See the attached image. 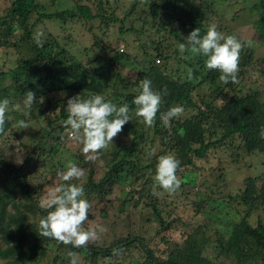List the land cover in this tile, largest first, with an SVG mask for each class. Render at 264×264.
Here are the masks:
<instances>
[{"label":"trees","instance_id":"1","mask_svg":"<svg viewBox=\"0 0 264 264\" xmlns=\"http://www.w3.org/2000/svg\"><path fill=\"white\" fill-rule=\"evenodd\" d=\"M46 2L11 0L6 7H0V48H10L15 53L14 61L10 64H6L4 59L0 61V101L4 98L10 101L0 141L7 136H16L27 151L23 161L17 164L6 158L0 150V264H33L51 250L64 252L62 257L66 264H70L69 252L80 253L89 259L90 264H98L99 258L111 256L115 251L117 253L137 241L144 252V259L136 264H215L204 252L205 245L211 242L218 247L217 258H229L234 264H264V223L259 221L253 226L246 218L236 223L235 220L229 221L226 226L230 227L229 236L226 238L216 235L212 237L211 233L200 238L193 232L189 233L182 245L169 242L171 247L163 256L156 255L138 237H127L103 247L87 244L82 248H74L39 235V219L46 215V210L39 206V202L42 190L47 180H50L42 182L40 177L36 179L30 172V166L50 163L56 168L64 169L66 163L59 155L63 147L72 150L71 161L85 170V176L81 180L70 183L83 186L84 196H100V201L111 192L115 184H120L123 190L122 204L125 201H135V194L137 200L141 199L148 189L149 194L154 196L156 193L152 190V185L163 192L154 180L159 155L173 153L180 161L176 175L182 181V191L195 182L188 168L194 165L196 159L205 157L212 147L223 144L226 140H238L247 153H264V139L259 135L264 126V100H261L259 90L242 92L239 82L246 76L244 66L251 61L252 50L240 52L238 83L224 84L219 80L220 72L207 69L206 57L199 54L190 53L192 55L187 59L180 57V62L186 63L190 69L181 73L177 69L175 75L167 65L171 53L158 40L155 41L152 52L143 50L146 61L140 63V67L135 70L136 78L122 82L120 87L115 83L112 91L105 97V81L110 75L118 79L122 69L134 58L124 52L122 46L112 45L110 40L103 42L94 33L93 45L101 46L109 57L105 59L97 54L91 60L95 64L90 61L82 62L51 33V39L43 37L38 45L34 39L35 26L41 19L65 24L80 17L91 19L102 16L105 20L104 27L120 21L121 29L124 19H118L114 13L108 17L92 13L88 6L80 4L59 9L56 0H50L55 3V9L50 10ZM213 2L133 0L132 7L142 3L147 12L146 18L157 28L169 19L177 22L181 30L173 27L170 31L179 38V33L188 35L197 27L200 28L201 35L205 34L208 21L214 13L206 7ZM249 2L251 5L248 10L256 14L252 21L253 28L258 38L264 41V0ZM128 28L140 31L132 23ZM177 50L175 49L176 52ZM100 69H104V73ZM6 77L7 82L3 81ZM145 77L152 81L154 90L167 89V95L162 96L154 124L147 127L144 123L136 122L134 114L129 113L131 119L123 127V132L129 134L130 138L126 141H113L111 153L103 157L104 170L98 174L95 165L86 161L81 151L82 145L68 139L70 128H66L63 123L68 116L65 111L67 99L79 94L81 98L99 94L117 106L127 103L131 111L135 109L132 101L137 93L134 90L138 88L140 79ZM203 84H207L211 90L209 93L198 94L197 88ZM28 91L36 95L30 108L24 105ZM41 98L43 102H40ZM17 104L20 109L14 110L13 105ZM177 105L192 111L188 115L173 118L170 126L165 127L160 118L161 113ZM21 119L35 126L19 129L16 123ZM23 136L26 137L25 141ZM70 144H74V149L68 147ZM100 153L101 151L99 155ZM240 195L244 202L250 201L254 207L264 205V179L259 186L255 179H250ZM218 202L220 211H227L226 201L220 199ZM157 204L153 200L149 206L160 219L161 228L165 229L168 223L162 219ZM101 213L106 214L105 211ZM216 218L222 219L220 214ZM224 231L222 228L219 233L222 235ZM57 257L59 255H55L54 260Z\"/></svg>","mask_w":264,"mask_h":264},{"label":"rangeland","instance_id":"2","mask_svg":"<svg viewBox=\"0 0 264 264\" xmlns=\"http://www.w3.org/2000/svg\"><path fill=\"white\" fill-rule=\"evenodd\" d=\"M10 1L0 0V7H6ZM46 1L50 10L55 9V3L50 2V0ZM132 1L102 0L99 3V0H56L57 8L59 9L80 4L88 6L92 13L106 15L107 17L109 14L114 13L118 19H124L121 27L122 31L120 29V21L104 27L103 21L105 20L100 16L91 19L80 17L69 20L65 24L60 21L41 19L35 26V33H43L40 39L43 37L51 39L49 34L51 33L56 36L70 53L80 58L82 62L90 61L92 64H95L91 60L97 54L101 58L107 59L109 57V54L101 46L96 47L93 45L94 33L98 34L103 42L110 40L112 45L122 46L124 52H128L134 60H130L126 68L122 69V74L118 79L110 75L109 79L105 81L107 83L105 97L112 91L115 83L120 87L122 82L136 78L137 73L135 70L140 67V63H145L146 61L143 50L152 52V47L156 45L155 41L158 40L171 53L170 61L167 65L170 69H173L174 74H177V69L180 73L188 71L190 67L184 62H180V57L189 58L192 54H190V51L189 53H181L179 51V44L184 42V38L187 35L181 32L179 33L180 37L177 38L170 31L173 27H178L177 29L181 30V26H178L177 22L170 19L158 28L151 25V21L146 18L145 13L147 12L144 11L142 3L137 7H132ZM213 1L206 8L211 9L216 15L214 13L211 15L208 25L216 24L218 31L226 35H235L241 42L251 40L250 47L244 46L242 48L244 51L246 49L247 51L252 50V54L250 59L248 58L251 61L245 63L244 67L247 72L246 76L239 81L241 82L240 87L242 86V92L254 89L259 90L261 100H264V41L258 38L253 28L252 21L256 17L255 12L251 13L248 10L251 5L249 1L256 2L259 0ZM143 19L145 20L143 21ZM131 23L135 29L140 31L130 30L128 27ZM175 49H178L177 52ZM14 58L13 49L0 48V61L4 59L6 64H10L14 61ZM160 61L162 62V60ZM100 72L104 73V69H100ZM3 81L7 82V77ZM197 90L198 94H202L209 93L211 89L207 84H203ZM190 111L192 110L186 109L182 115H188ZM129 113L134 114L136 122L144 123L141 117L135 115V109ZM34 126L30 124L29 128ZM25 138L23 136L22 139L25 141ZM128 138H130L129 134L126 135L122 130L113 141L118 139L126 141ZM112 146L113 143L110 142L107 148L100 150L101 153L100 155L98 153V159L90 161L92 165H95L96 173L99 174L104 170L105 161L103 157L111 153ZM68 147L74 149V144H70ZM0 150L6 158L17 164L23 161L27 152L16 139V136H7L1 140ZM71 151L63 147L62 153H59L65 163L71 160ZM58 169L61 168H56L50 163L30 166V172L36 179L40 177V180L43 179L42 182L46 179L50 180H47V184L42 190L41 198L46 188L64 183L56 175ZM188 169L189 171L191 170L195 179L194 184H191L192 188L186 186L182 191L179 188L172 194L165 190L163 192L159 191L155 185H152V190L156 193L155 197L149 194L150 189H148L145 190V194L141 199L137 200V195L135 194V201H125L122 204V186L115 184L111 192L106 197H103L101 201L100 196L96 194L89 197H81V199H86L90 204L88 220L82 227L85 230L97 228L99 236L97 240L89 241L88 244L103 247L113 245L114 242L120 239L138 237L143 239L142 241L146 246H149L156 255L163 256L165 251L169 250V246L171 247L170 243L182 245L189 233L195 232L197 237L200 238L209 233H211L212 237L216 235L226 238L229 236L230 227H226L229 221L235 220L236 223V221L246 218L253 226L259 221L264 223V205L254 207L255 205L250 201L244 202L242 195H240L250 179H255L258 186L263 181L264 153L258 151L247 153L242 149L238 140L234 138L232 140L231 138L223 144L212 147L205 157L196 159L194 165ZM220 199L228 204L226 206L227 211H220L221 206H219L218 202ZM153 200L158 203L162 219L168 223L165 229L161 228L160 219L149 206V203ZM101 211H105L106 214L103 215ZM218 214L221 215L222 219L216 218ZM222 228L225 231L221 235L219 230ZM99 229H103V231H99ZM158 230L160 231L157 232ZM217 251H219L218 247L213 242L204 247L205 255L209 256V258L211 257L215 264H234L229 258L223 256L217 258ZM55 252V250H51L44 258L33 264H66L62 257L64 252ZM76 254L78 264H90L88 258H85L80 253ZM55 255H59L56 260H54ZM143 259L144 252L137 241L132 245H127V247L117 253L115 251L111 256L99 258L98 264H136L143 261Z\"/></svg>","mask_w":264,"mask_h":264},{"label":"clouds","instance_id":"3","mask_svg":"<svg viewBox=\"0 0 264 264\" xmlns=\"http://www.w3.org/2000/svg\"><path fill=\"white\" fill-rule=\"evenodd\" d=\"M42 35V32H37L34 37L38 45L41 44ZM244 46L250 47L251 40L241 42L237 36L223 34L217 30L216 24H210L203 35L198 27L192 30L184 38V42L179 44V51L181 53L190 51L193 55L206 57L205 67L209 70H218L220 82L228 84L238 83L240 52ZM134 91L137 93L132 101L135 105V115L143 119L145 126H153L162 103V96L167 95V89L154 90L152 81L145 77L140 79L139 86ZM35 100L34 92H26L25 107L30 108ZM41 101L43 102V98ZM9 105L8 98L0 101V133L4 132L5 114L9 110ZM13 109L19 110L20 105H13ZM65 111L68 116L63 123L66 128H70L68 139L82 145L81 151L86 161L98 159L99 151L107 148L110 142L113 143L114 138L131 119L127 103L117 106L99 94H90L87 98H81L80 94L72 96L67 99ZM183 112V106L177 105L161 113L163 125L170 126V121ZM16 127L28 129L29 124L21 119L17 121ZM259 135L264 139V126L261 127ZM179 166L180 161L173 153L157 157L154 180L169 194L176 192L181 186L182 181L176 175ZM56 175L64 183L44 190L39 206L46 210V215L39 219V235L64 245L82 248L89 241L99 238L97 228L85 230L82 227L88 220L90 208L89 202L81 199L84 196L83 186L70 183L73 180H81L85 176V170L69 160L64 169L57 170ZM68 257L70 264H78L76 253L69 252Z\"/></svg>","mask_w":264,"mask_h":264}]
</instances>
